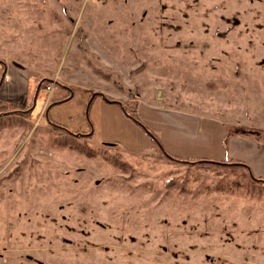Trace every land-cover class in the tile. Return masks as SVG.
<instances>
[{
	"label": "rangeland",
	"instance_id": "rangeland-1",
	"mask_svg": "<svg viewBox=\"0 0 264 264\" xmlns=\"http://www.w3.org/2000/svg\"><path fill=\"white\" fill-rule=\"evenodd\" d=\"M0 83V264H264V0H0Z\"/></svg>",
	"mask_w": 264,
	"mask_h": 264
},
{
	"label": "crops",
	"instance_id": "crops-1",
	"mask_svg": "<svg viewBox=\"0 0 264 264\" xmlns=\"http://www.w3.org/2000/svg\"><path fill=\"white\" fill-rule=\"evenodd\" d=\"M2 83L0 84V93L2 92L3 94H5L7 99L16 100L14 99L17 97L16 90L8 89L7 91H11V94H8L6 89L3 88ZM239 139L240 138L235 136L234 138L231 139L230 153L229 155L227 153L226 156H230L234 159H239L244 161L243 163H246L251 173L257 175L259 178L264 177V155H262L260 152L252 151L251 147L247 148V146H246V150L237 149L239 146V142H241ZM231 161L233 160L230 159L229 162Z\"/></svg>",
	"mask_w": 264,
	"mask_h": 264
},
{
	"label": "water",
	"instance_id": "water-1",
	"mask_svg": "<svg viewBox=\"0 0 264 264\" xmlns=\"http://www.w3.org/2000/svg\"><path fill=\"white\" fill-rule=\"evenodd\" d=\"M37 93H38V88H37V90H36L35 97H34V99H33V105H34L35 102H36V95H37ZM97 94H100V96H102L103 100H104L105 102H107V103H115V104H119V105H120V102H118V101H113V100H108V99L105 98L101 93H94V94H92L90 100H89L88 103H87L86 114H87V110H88V107H89V104H90L91 100H92ZM47 113H48V112H47ZM47 113H46V117H47ZM89 134H90V133H89ZM89 134H74V135H75V136H78V135H80V136H81V135L89 136ZM149 135H150V137H152V139L156 140V139L153 137L152 134H149ZM157 145H158L159 149L161 150V152H162L166 157H169V158H170V156L167 155V154L163 151L162 147H161L158 143H157ZM200 162L209 163V164H217V165H228V166H238V165H239V166H244V167L249 171L248 167H246V165L241 164V163H225V162H217V161H209V160H203V161H200ZM249 175H250V177H251L253 180H256V181H263V180H260V179H256V178H254L253 175L250 173V171H249Z\"/></svg>",
	"mask_w": 264,
	"mask_h": 264
},
{
	"label": "trees",
	"instance_id": "trees-1",
	"mask_svg": "<svg viewBox=\"0 0 264 264\" xmlns=\"http://www.w3.org/2000/svg\"><path fill=\"white\" fill-rule=\"evenodd\" d=\"M152 139V138H151ZM152 140H154V139H152ZM156 146L158 147V145H157V142H156ZM159 148V147H158ZM173 160H175V159H173ZM175 161H177V160H175ZM252 181H254V182H260V181H256V180H252ZM262 183H264V182H262Z\"/></svg>",
	"mask_w": 264,
	"mask_h": 264
},
{
	"label": "flooded vegetation",
	"instance_id": "flooded-vegetation-1",
	"mask_svg": "<svg viewBox=\"0 0 264 264\" xmlns=\"http://www.w3.org/2000/svg\"><path fill=\"white\" fill-rule=\"evenodd\" d=\"M0 84H1V83H0ZM14 111H16V110H14ZM14 111H13V112H14ZM57 127H58V129L61 130V131L64 130L63 128L61 129V127H59V126H57Z\"/></svg>",
	"mask_w": 264,
	"mask_h": 264
}]
</instances>
